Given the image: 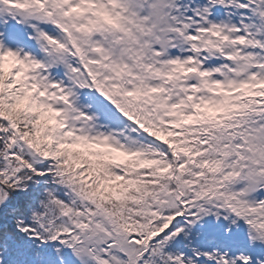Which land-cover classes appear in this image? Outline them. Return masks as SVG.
Masks as SVG:
<instances>
[{
  "label": "snow or ice",
  "instance_id": "obj_1",
  "mask_svg": "<svg viewBox=\"0 0 264 264\" xmlns=\"http://www.w3.org/2000/svg\"><path fill=\"white\" fill-rule=\"evenodd\" d=\"M0 264H264V0H0Z\"/></svg>",
  "mask_w": 264,
  "mask_h": 264
}]
</instances>
